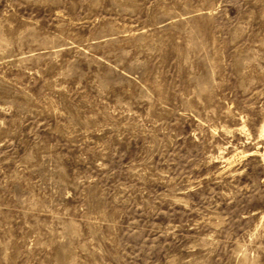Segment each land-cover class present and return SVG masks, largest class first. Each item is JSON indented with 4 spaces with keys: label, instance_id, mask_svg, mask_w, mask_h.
I'll return each instance as SVG.
<instances>
[{
    "label": "rangeland",
    "instance_id": "obj_1",
    "mask_svg": "<svg viewBox=\"0 0 264 264\" xmlns=\"http://www.w3.org/2000/svg\"><path fill=\"white\" fill-rule=\"evenodd\" d=\"M0 264H264V0H0Z\"/></svg>",
    "mask_w": 264,
    "mask_h": 264
}]
</instances>
